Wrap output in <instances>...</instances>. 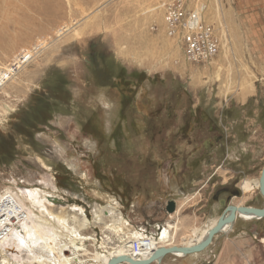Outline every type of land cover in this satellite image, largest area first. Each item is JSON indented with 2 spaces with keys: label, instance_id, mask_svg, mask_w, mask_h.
Returning a JSON list of instances; mask_svg holds the SVG:
<instances>
[{
  "label": "rangeland",
  "instance_id": "rangeland-1",
  "mask_svg": "<svg viewBox=\"0 0 264 264\" xmlns=\"http://www.w3.org/2000/svg\"><path fill=\"white\" fill-rule=\"evenodd\" d=\"M174 2L204 6L222 37L211 61H188L166 34ZM97 58L114 62L115 76H94ZM263 168L264 0H0V194L29 188L51 200L68 225L52 222L60 235L79 230L82 262L124 245L136 226L176 224L179 247L228 206L263 209L260 189L214 200ZM44 242L45 262L77 264ZM164 263L264 264V219L238 220L206 251Z\"/></svg>",
  "mask_w": 264,
  "mask_h": 264
},
{
  "label": "bare ground",
  "instance_id": "bare-ground-1",
  "mask_svg": "<svg viewBox=\"0 0 264 264\" xmlns=\"http://www.w3.org/2000/svg\"><path fill=\"white\" fill-rule=\"evenodd\" d=\"M35 2H37V0H35ZM33 7L35 6L33 5ZM200 7L204 8L202 4L197 8ZM184 56L187 58L185 49ZM192 62L203 63L196 60H192ZM259 180L260 179L242 182L240 184V188L242 190L243 196H251L254 191L260 189ZM20 195H24L23 197L25 200L22 199ZM50 202L51 200L46 201V198L39 197L37 190H30L29 188H26L15 195H9L8 193H5L4 195L0 194V246L2 245V251L6 256L3 264H9L7 260H12L14 264H31L30 262H37L39 264H54L52 260H48V262H45L47 258L42 256L41 252H39L43 247L45 248L46 246L44 241H46L48 244L47 250L49 251L50 256H53L55 253L61 254L65 251L71 252L68 255L63 253V261L67 263L75 262L77 264H107L113 257L128 256L131 258L130 245L124 244L120 246L118 245L115 248H111V250L109 249V251L103 249L101 252L96 253L94 259L87 262H82L79 255L77 254L81 247L78 241L79 230H75L74 227H71L70 230L72 235H60L62 231L54 227L52 222L56 220L59 224H62L64 226L66 224H64L63 221L52 212V209L49 208L51 207ZM28 203L30 204V206H28ZM236 206L243 207L242 205ZM105 211L106 214L110 217L114 218L116 215L113 209ZM176 213L177 211L174 214ZM174 214H170V218H173ZM263 218H257L250 214H238L235 221L233 223L225 225L218 235L225 234L228 231H231L233 229L234 223L238 220H241L243 222H252L262 221ZM71 219L76 220L75 217ZM218 220L219 219L211 221L209 225L202 229L194 230V237L184 242L183 245L179 246L178 248L193 247L198 245L199 243L204 242L210 230L214 228ZM87 224H89V220L87 219V217H85L84 214L83 222L81 223L80 227L86 226ZM163 226H166V229L164 230V236L156 241V250L152 251L151 254L135 261L147 263L155 254V252L160 248H176V246L173 245L176 234L175 231L172 233L171 230H177V225L174 224L172 226L166 223ZM66 227L68 228V225H66ZM62 237H65V243L58 241V238ZM133 238L134 236L131 233L129 238L130 242L133 240ZM195 255H199V253L188 256ZM173 256L182 258L186 255L182 253H173ZM154 263L161 264L162 262L159 263L158 261H155ZM121 264L131 263L123 262Z\"/></svg>",
  "mask_w": 264,
  "mask_h": 264
},
{
  "label": "built area",
  "instance_id": "built-area-1",
  "mask_svg": "<svg viewBox=\"0 0 264 264\" xmlns=\"http://www.w3.org/2000/svg\"><path fill=\"white\" fill-rule=\"evenodd\" d=\"M204 11L202 7L189 9L185 4L174 2L165 12L166 34L186 50V59L190 62L211 61L220 50L222 37L214 26L206 22ZM24 61H27L26 57ZM133 229V240L125 244L130 245L131 258L138 260L156 250V241L164 236L166 226L141 225ZM58 264H61L59 260Z\"/></svg>",
  "mask_w": 264,
  "mask_h": 264
},
{
  "label": "water",
  "instance_id": "water-1",
  "mask_svg": "<svg viewBox=\"0 0 264 264\" xmlns=\"http://www.w3.org/2000/svg\"><path fill=\"white\" fill-rule=\"evenodd\" d=\"M259 181H260V193L264 197V168L261 172V177ZM176 208L177 207H176L175 202H169L166 207V211L169 215L174 214L176 212ZM238 214H250L257 218H263L264 208L258 209L254 207L228 206L225 212L223 213V215L219 218L217 224L214 226V228L210 230L205 241L202 243H199L196 246L188 247V248H185V247L160 248L159 250L155 252V254L152 256V258L147 263L135 261L133 260V258H130L128 256H118V257L111 258V260L107 264H121L123 262H129L131 264H151V263H154L155 261H158L159 263H161L167 255H170L173 253H182L186 256L202 253L213 245V241L215 237L218 236L222 228L227 224L233 223Z\"/></svg>",
  "mask_w": 264,
  "mask_h": 264
},
{
  "label": "trees",
  "instance_id": "trees-1",
  "mask_svg": "<svg viewBox=\"0 0 264 264\" xmlns=\"http://www.w3.org/2000/svg\"><path fill=\"white\" fill-rule=\"evenodd\" d=\"M101 60V59H100ZM91 66V68L93 67V70H94V76L95 75H101V73H109V74H111V75H114V73H115V70H117V68H116V65L114 64V62H112V61H107L106 59H102L101 60V63L100 62H98V58H97V61H94L93 62V64L92 65H90ZM119 70V72L121 73V74H123V73H125L126 71L124 70V69H118ZM91 71V70H90ZM125 71V72H124ZM126 74V73H125ZM130 74V73H129ZM132 75L134 76L135 74L134 73H132ZM115 76V75H114ZM135 76H139V75H135ZM89 77H90V80H91V83H92V71H91V73L89 74ZM101 78L99 77L98 78V82H97V78L95 79V81L93 82L95 85H99L100 87H106L105 85H104V83H102L101 81ZM65 82L64 81H57V82H55L54 83V87L57 89V90H59V91H61L62 89L61 88H63V87H65V84H64ZM107 87H110V85H107ZM127 115H131V114H127ZM135 115V114H134ZM122 116H125L124 114H122ZM33 119V120H32ZM41 120H42V118H40ZM38 120L36 119V118H31V120H30V122H32V123H36Z\"/></svg>",
  "mask_w": 264,
  "mask_h": 264
},
{
  "label": "flooded vegetation",
  "instance_id": "flooded-vegetation-1",
  "mask_svg": "<svg viewBox=\"0 0 264 264\" xmlns=\"http://www.w3.org/2000/svg\"><path fill=\"white\" fill-rule=\"evenodd\" d=\"M241 192H242V190H241L240 186H238V183L234 182L232 187H223V188H221L217 192L216 196L214 197V200L217 203H219L220 206H224L226 203L230 204L232 199L233 200L236 199L237 196H239V198H241L240 197L241 196ZM222 195L227 196V200L222 199L221 198ZM242 195H243V193H242ZM263 199H264V197H263ZM257 222H259V221H257Z\"/></svg>",
  "mask_w": 264,
  "mask_h": 264
}]
</instances>
